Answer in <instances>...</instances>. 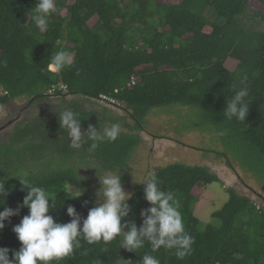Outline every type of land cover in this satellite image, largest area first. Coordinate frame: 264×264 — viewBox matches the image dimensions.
I'll use <instances>...</instances> for the list:
<instances>
[{
    "label": "trees",
    "instance_id": "trees-1",
    "mask_svg": "<svg viewBox=\"0 0 264 264\" xmlns=\"http://www.w3.org/2000/svg\"><path fill=\"white\" fill-rule=\"evenodd\" d=\"M122 1L56 0L48 30L41 31L32 20L36 0H0V107L24 100V108L15 111L28 115L1 136L0 180L8 194L0 197V211L17 214L0 230V248L8 249L5 255L13 261L21 246L12 230L29 211L23 205L29 185L21 180L46 191L54 222H70L67 208L72 206L82 223L97 206L91 177L99 181L116 172L131 194L122 234L94 244L81 237L79 249L53 264H143L148 254L160 264H264V208L259 203L264 199L240 176L264 190V31L246 29L240 22L252 0H132L127 6ZM255 1L261 8L258 21L264 24V0ZM194 7L201 13L191 12ZM206 8L223 25L207 22ZM93 18L92 28L88 22ZM58 51L69 54L68 66L53 71L51 57ZM229 58L237 61L233 71L224 67ZM242 87L249 91L248 114L245 121L229 120L227 102ZM35 106L31 118L29 109ZM182 108L189 110L182 114ZM159 109L165 116L183 118L182 124L171 118L161 130L158 125L148 133L149 119ZM64 110L80 119L87 143L79 149L71 147V137L60 127ZM113 123L121 125L119 138L89 153V126L102 134ZM161 131L177 137L171 141L180 149L185 135L208 138L211 147L201 149L202 156L222 160L254 195L228 188L230 198L201 229L194 206L202 193L192 191L220 182L216 174L189 159L152 168L162 190L174 193L185 228L195 239L183 259L163 246L153 252L146 237L142 248L127 251L122 246L123 233L132 224L139 230L145 218L141 212L152 207L144 197L145 183H132L128 166L148 144L144 137L161 138Z\"/></svg>",
    "mask_w": 264,
    "mask_h": 264
},
{
    "label": "clouds",
    "instance_id": "clouds-1",
    "mask_svg": "<svg viewBox=\"0 0 264 264\" xmlns=\"http://www.w3.org/2000/svg\"><path fill=\"white\" fill-rule=\"evenodd\" d=\"M34 8L36 15L32 17V20L41 31H47L50 17L56 11V0H36ZM68 55L64 51H58L52 55L50 70L52 67L53 71H61L67 67ZM243 79L246 80L247 77ZM100 97L108 104L116 103L106 96ZM246 97H249L248 88L242 87L228 100L224 111L227 119L235 118L238 121H245L248 114ZM59 123L71 137V147L79 149L87 143L82 139L80 119L76 112L71 110L60 112ZM225 134L223 131L220 132V135ZM120 135V123H113L110 127L104 128L102 134H98L95 128L89 126L88 140L92 143L88 152H95L105 141H116ZM142 181L145 183L144 197L152 207L146 212H141V216L145 218L139 230L135 224H132L129 231L123 233L122 246L127 251H134L143 247L146 237L152 245L153 252L163 246L166 249H175V255L179 259L190 255L195 239L185 228L179 210L180 205L174 193L162 190L160 181L155 175L146 176ZM21 182L29 185V191L23 200V205L27 206L29 211L12 229L21 246L14 253L13 261H9L5 255L8 249L0 248V264H53L54 261L69 257L76 249H79L81 237L88 244L98 243L101 240L110 242L121 235L123 228L127 226L122 224L121 220L130 210L126 201L131 198V194L124 191L121 177L116 172L106 173L101 177L102 202L88 211L82 223L72 206L67 208V214L72 217L70 222L66 224L54 222L53 217L48 214L51 205L46 191L42 187L30 185L27 178ZM7 194L4 182L0 180V197ZM223 198L227 201L230 197L227 193H223ZM146 213L150 214L146 215ZM16 214L15 210L8 208L0 211V230L5 227L4 222ZM143 264H160V260L148 254L144 255Z\"/></svg>",
    "mask_w": 264,
    "mask_h": 264
},
{
    "label": "rangeland",
    "instance_id": "rangeland-1",
    "mask_svg": "<svg viewBox=\"0 0 264 264\" xmlns=\"http://www.w3.org/2000/svg\"><path fill=\"white\" fill-rule=\"evenodd\" d=\"M119 1V0H116ZM132 0H123V6H127ZM168 2L174 1L176 3V0H166ZM193 13H201V9L194 7L190 9ZM259 10H261L259 4L252 0L250 7L247 11L246 16L242 17L240 19L241 24L247 29L249 28L252 31H264V24L258 21V16H260ZM203 16L206 18L205 20L210 23H216L219 25H223L222 19H217L214 15L213 11L210 10V8H206L203 11ZM96 18L91 19L88 22V26L94 27L96 24ZM63 45H65V42H62ZM230 60H227L224 63V67L228 69L229 71H233L237 66V61L234 59L229 58ZM51 70L53 68L51 67ZM241 87V86H240ZM0 94H2L1 88H0ZM94 106H100L102 104L100 103H93ZM25 102L24 100H17L15 104H9L0 107V141L5 140L3 135L10 132L12 130L14 124L18 121H20L23 117H27V113L21 114L16 113V109L18 108H24ZM89 106L88 104H86ZM86 106V107H87ZM32 111V114L30 117L33 118L36 116V106L29 109V111ZM116 110V109H115ZM118 110V109H117ZM155 113L154 116H152V119H149L148 125L146 127V130L148 133H151L155 130L154 127H158L159 130H161V127L163 128L167 123L169 119H175V124H182L183 118H176L175 115H166L160 111ZM180 113L185 114L188 112L189 109H178ZM119 111V110H118ZM120 112V111H119ZM189 112L188 116L190 120H194ZM174 123L173 120H170ZM151 130V131H150ZM162 134H164L161 138L155 139L150 138L145 140H148L147 145H142L140 149L134 153L133 161L129 166V177L131 179L132 183H139L142 181L146 176L152 175L153 169L157 165H166L170 164L172 162H177L184 159H189L188 162L196 165H202L205 167H208L210 172H213L216 174L220 182L211 184L207 186L202 191L196 189L192 191L193 194L198 195L200 192L202 195L200 196L198 202L194 206V215L197 217V219L200 222V228L203 229L207 224L212 222L211 214L215 211L221 209V207L228 201H225L223 198V193H227L226 190L228 188H235L234 190L239 193L246 196H249L253 198V194L248 190L246 186H244L238 178L235 177L232 171H230L228 168L225 167L222 160L216 159L213 155H209L204 157V154L202 156L201 149L208 150L209 143L208 138L205 139L204 137H200V135H185L183 136V132L180 133L181 137L183 136L182 140H179L180 143L184 145L181 149L176 147L174 142L171 140H174L173 134L171 132H164L161 131ZM2 136V137H1ZM198 138H197V137ZM200 141V142H199ZM200 144V146H199ZM204 146H206L204 148ZM181 147V145H180ZM203 147V148H202ZM189 156V157H188ZM240 176L245 179V183L247 186L254 189L256 192H258L264 199V190L261 189L257 183L249 178L248 176H244L242 173H240ZM91 178H94L93 181L90 182V190H92L95 194V202L96 205L102 202V195L100 194V190L102 189L101 184V178L99 181H96V177L93 175ZM94 182V183H93ZM126 193H129L128 188H123ZM228 194V193H227ZM259 202V201H258ZM263 203L262 208H264V200H262ZM207 213V218H206Z\"/></svg>",
    "mask_w": 264,
    "mask_h": 264
}]
</instances>
